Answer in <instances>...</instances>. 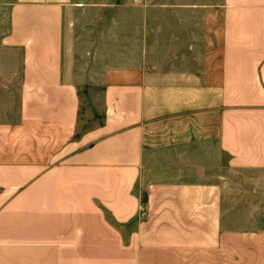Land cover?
I'll use <instances>...</instances> for the list:
<instances>
[{
  "label": "crops",
  "instance_id": "1",
  "mask_svg": "<svg viewBox=\"0 0 264 264\" xmlns=\"http://www.w3.org/2000/svg\"><path fill=\"white\" fill-rule=\"evenodd\" d=\"M0 264H264V0H0Z\"/></svg>",
  "mask_w": 264,
  "mask_h": 264
},
{
  "label": "built area",
  "instance_id": "2",
  "mask_svg": "<svg viewBox=\"0 0 264 264\" xmlns=\"http://www.w3.org/2000/svg\"><path fill=\"white\" fill-rule=\"evenodd\" d=\"M140 214H141V217H146L147 216V210L144 206L141 207L140 209Z\"/></svg>",
  "mask_w": 264,
  "mask_h": 264
}]
</instances>
